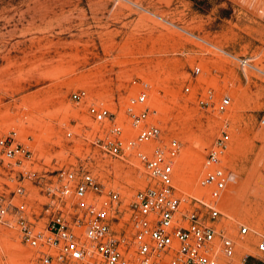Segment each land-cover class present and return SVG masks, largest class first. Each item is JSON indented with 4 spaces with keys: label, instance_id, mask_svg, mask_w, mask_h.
<instances>
[{
    "label": "rangeland",
    "instance_id": "obj_1",
    "mask_svg": "<svg viewBox=\"0 0 264 264\" xmlns=\"http://www.w3.org/2000/svg\"><path fill=\"white\" fill-rule=\"evenodd\" d=\"M263 7L264 0H0V136L15 130L39 169L78 163L98 153L87 102L122 109L137 91L132 81H145L156 119L181 143L176 187L184 196L200 194L207 147L226 130V164L236 180L220 201L230 216L225 222L264 233V127L258 125L264 79L244 75L236 63L163 21L254 56L264 69ZM207 87L230 95L223 113L198 103ZM80 88L88 100L76 104L71 94ZM91 165L127 195L145 183L120 161L94 157ZM17 183L16 172L0 166V194L11 195ZM33 263V250L18 232L0 224V264Z\"/></svg>",
    "mask_w": 264,
    "mask_h": 264
},
{
    "label": "built area",
    "instance_id": "obj_2",
    "mask_svg": "<svg viewBox=\"0 0 264 264\" xmlns=\"http://www.w3.org/2000/svg\"><path fill=\"white\" fill-rule=\"evenodd\" d=\"M260 18L264 22V7ZM163 21L233 61L244 75L251 72L264 79L254 56L236 54ZM192 71L198 74L201 68L195 65ZM132 83L137 91L119 110L87 102L83 88L72 92L76 104L87 102L86 112L97 123L92 144L98 153L78 163L39 169L33 149L15 130L0 136V166L15 171L18 180L11 195L0 194V224L14 228L33 250V264H264V233L245 223L234 230L220 205L236 180L226 164L230 134L222 130L207 147L200 194L184 196L175 184L181 143L166 135L156 119L148 84ZM184 89L189 91L190 85ZM198 103L223 113L231 97L207 87ZM258 125L264 127V111ZM65 135L72 137L73 131ZM94 157L131 166L143 176L144 185L129 195L122 193L93 168ZM105 166L111 173L112 164Z\"/></svg>",
    "mask_w": 264,
    "mask_h": 264
},
{
    "label": "bare ground",
    "instance_id": "obj_3",
    "mask_svg": "<svg viewBox=\"0 0 264 264\" xmlns=\"http://www.w3.org/2000/svg\"><path fill=\"white\" fill-rule=\"evenodd\" d=\"M200 188V187H199ZM201 190V189H200Z\"/></svg>",
    "mask_w": 264,
    "mask_h": 264
}]
</instances>
